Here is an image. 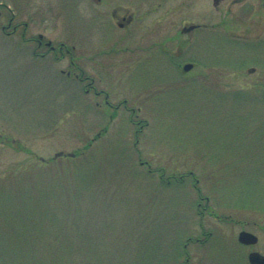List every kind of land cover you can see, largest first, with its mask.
<instances>
[{
  "label": "rangeland",
  "instance_id": "obj_1",
  "mask_svg": "<svg viewBox=\"0 0 264 264\" xmlns=\"http://www.w3.org/2000/svg\"><path fill=\"white\" fill-rule=\"evenodd\" d=\"M51 2L0 0V264H250L242 229L264 253L259 0H159L130 32L77 4L33 13L34 31L79 43L97 82L91 40L122 41L113 60L123 64L101 84L115 102L143 101L139 113L97 106L103 97L33 66L20 37L3 34L9 10L23 23ZM239 15L230 31L218 25ZM190 24L204 25L182 33ZM172 56L195 65L186 73Z\"/></svg>",
  "mask_w": 264,
  "mask_h": 264
},
{
  "label": "flooded vegetation",
  "instance_id": "obj_2",
  "mask_svg": "<svg viewBox=\"0 0 264 264\" xmlns=\"http://www.w3.org/2000/svg\"><path fill=\"white\" fill-rule=\"evenodd\" d=\"M51 3L44 4L37 10H29L30 19L27 21L17 22L16 12L9 10L10 16L7 25H2L1 30L5 36L8 37H20L19 41L14 43L22 44V48L25 50V53L28 55L33 66L40 68L42 71L45 69L48 70L49 66L55 68L57 74L60 78L72 79L79 87H82L83 91L86 93H93L95 97H103V103L96 100L97 106H104L105 108L111 110V112H119L121 110H127L131 113H139L144 109L143 101L141 100L142 94H138L137 101L134 102L125 96L119 98L118 102L112 100V87L109 88L106 85H102L101 82H104L107 76H110V71H116V69L121 68L123 62H118L113 60V54L120 52L123 42L116 40L112 45L109 42H97L96 40H91V54L89 58L91 60L94 68L92 69L96 75H99L98 82L93 73L88 72L85 64L82 63L84 58L82 52H80L79 43L73 38L70 39H56L51 38L42 31H34L33 27V13L38 16H51V15H62L66 14L67 10H71L68 5L77 4L80 6H85L86 8L82 9L84 14H92V18H95V21L98 23V26L102 23L111 24V27H116L118 29H126L129 32L134 26L137 25V22L142 23L145 20V16H150L153 12L159 10L160 3L156 5V1L159 0H68L67 3L62 0H51ZM225 0H219L218 3L224 2ZM241 0H235V2H240ZM252 4V3H251ZM255 11V16L251 19V24L255 28L264 27V0H259V3L256 2L252 4ZM68 7V8H67ZM257 7V8H256ZM260 8V9H259ZM260 11H259V10ZM230 9L227 10L229 12ZM258 11V12H256ZM257 14V17H256ZM255 17V18H254ZM233 20V21H232ZM241 22L242 24L245 21L239 16L227 20L222 19L218 25H225L227 30L230 31V24ZM151 27L155 28L158 24V20L152 19L150 22ZM204 24H202L203 26ZM206 26V25H205ZM199 27V26H198ZM236 39H242L240 36L235 37ZM159 43L153 41L146 49L141 45L133 47L135 50H150L156 49L159 47ZM124 50L129 49L128 46L122 47ZM171 61L177 65L181 70H184L185 62H179L175 57H170ZM132 60V58L130 59ZM139 60H143L141 57ZM137 60V61H139ZM194 63V62H193ZM195 65V63H194ZM193 65V67H194ZM192 67V68H193ZM191 68V69H192ZM190 69V70H191ZM108 72H105V71ZM189 70V71H190ZM255 70L254 68L252 71ZM98 71V72H97ZM188 73V71L186 72ZM117 78H121V73H118ZM104 84V83H103ZM133 120V119H132ZM134 123L139 125V130H142L145 125L140 120H134ZM139 130H136L137 132ZM204 229V228H203ZM197 242L201 241L200 237L196 238ZM243 244V243H241ZM245 245V244H244ZM251 251V248L254 245H246ZM248 253V254H249ZM189 260V258H188ZM186 262L188 264L189 262Z\"/></svg>",
  "mask_w": 264,
  "mask_h": 264
},
{
  "label": "water",
  "instance_id": "obj_3",
  "mask_svg": "<svg viewBox=\"0 0 264 264\" xmlns=\"http://www.w3.org/2000/svg\"><path fill=\"white\" fill-rule=\"evenodd\" d=\"M215 3H218L219 0H214ZM196 27V25L192 24L189 26H185L183 28V32H187V31H191L192 29H194ZM193 66L192 63H187L184 66L185 70H189L191 67ZM72 156H75V153H70ZM63 155V151H59L55 154V157L61 156ZM239 240L243 243L246 244H253L256 243L258 241V236L250 231L247 230H242L239 234ZM249 260L251 263L253 264H264V254L258 252V251H252L249 254Z\"/></svg>",
  "mask_w": 264,
  "mask_h": 264
},
{
  "label": "trees",
  "instance_id": "obj_4",
  "mask_svg": "<svg viewBox=\"0 0 264 264\" xmlns=\"http://www.w3.org/2000/svg\"><path fill=\"white\" fill-rule=\"evenodd\" d=\"M89 145L90 144H86L84 146V148H89ZM76 153H77V156L76 157H78L82 152L81 151H76ZM78 160H80V159L79 158H73V161H78Z\"/></svg>",
  "mask_w": 264,
  "mask_h": 264
}]
</instances>
